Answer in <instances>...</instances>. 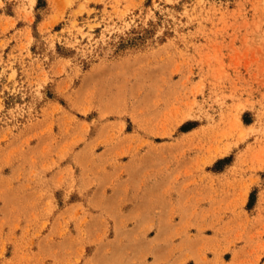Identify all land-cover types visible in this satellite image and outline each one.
I'll return each mask as SVG.
<instances>
[{
  "label": "rangeland",
  "instance_id": "rangeland-1",
  "mask_svg": "<svg viewBox=\"0 0 264 264\" xmlns=\"http://www.w3.org/2000/svg\"><path fill=\"white\" fill-rule=\"evenodd\" d=\"M0 264H264V0H0Z\"/></svg>",
  "mask_w": 264,
  "mask_h": 264
}]
</instances>
